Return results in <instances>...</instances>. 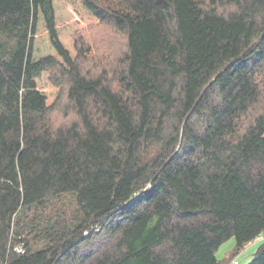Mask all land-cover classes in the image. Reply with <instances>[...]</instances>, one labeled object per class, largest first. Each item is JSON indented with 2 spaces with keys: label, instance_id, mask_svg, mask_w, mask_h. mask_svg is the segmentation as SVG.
<instances>
[{
  "label": "trees",
  "instance_id": "trees-1",
  "mask_svg": "<svg viewBox=\"0 0 264 264\" xmlns=\"http://www.w3.org/2000/svg\"><path fill=\"white\" fill-rule=\"evenodd\" d=\"M86 24L119 41L103 67ZM262 235L264 0H0V264H222Z\"/></svg>",
  "mask_w": 264,
  "mask_h": 264
},
{
  "label": "rangeland",
  "instance_id": "rangeland-1",
  "mask_svg": "<svg viewBox=\"0 0 264 264\" xmlns=\"http://www.w3.org/2000/svg\"><path fill=\"white\" fill-rule=\"evenodd\" d=\"M91 26V25H90ZM89 24L83 25L80 29V34L85 36L86 41L94 48L93 56L86 63V67L94 69L92 65L100 61L101 66L105 65V62L112 60V56L115 52H118L119 41L110 32L100 29L90 30ZM93 27H91L92 29ZM109 57V58H107ZM59 121V119H58ZM264 242V235L248 244L240 252H236V240L232 238L225 242L216 252V257L222 264H250L253 260V256L256 253L259 246ZM20 250V248H17Z\"/></svg>",
  "mask_w": 264,
  "mask_h": 264
},
{
  "label": "built area",
  "instance_id": "built-area-1",
  "mask_svg": "<svg viewBox=\"0 0 264 264\" xmlns=\"http://www.w3.org/2000/svg\"><path fill=\"white\" fill-rule=\"evenodd\" d=\"M234 264H238L237 262H235Z\"/></svg>",
  "mask_w": 264,
  "mask_h": 264
}]
</instances>
